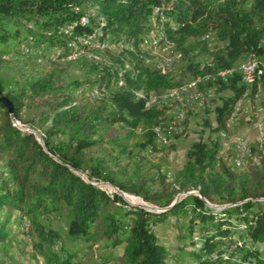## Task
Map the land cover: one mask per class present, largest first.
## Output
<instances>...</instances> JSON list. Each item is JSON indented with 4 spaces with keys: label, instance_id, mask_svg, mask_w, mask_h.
<instances>
[{
    "label": "trees",
    "instance_id": "16d2710c",
    "mask_svg": "<svg viewBox=\"0 0 264 264\" xmlns=\"http://www.w3.org/2000/svg\"><path fill=\"white\" fill-rule=\"evenodd\" d=\"M86 1L0 0V95L13 103L10 114L0 101V248L12 239L8 224L18 214V224L28 219L20 230L31 248L28 264H83L84 259L98 264L94 255L99 264L183 263L158 241L155 226L161 223L186 231L178 238L196 246L188 253L197 264H264L257 247L264 243V151H258V165L236 168L219 156L218 136L199 137L176 171L151 166L154 160L145 151L169 146L157 139L164 136L159 125L169 106L146 107L136 95L142 90L148 98L183 83L173 70L149 66L144 49L150 53L149 48L174 44L186 60L187 48L198 47L189 41L207 49L200 38L213 32L223 46L212 51L209 62L187 66L203 85L232 92L216 107L212 131L219 133L248 89L242 73L234 71L239 61L249 55L261 67L264 63V0H93L104 27L95 15L91 26L81 24ZM99 30L103 59L82 55L94 49L80 45V35ZM151 34L158 38L154 45ZM121 39L122 50L109 48ZM30 45L37 52L20 51ZM73 53L76 57H70ZM115 66L127 69L119 72ZM66 68L79 71L80 78L69 75L64 86L53 85ZM230 69L231 75L219 76ZM260 86L264 89V72ZM251 87L254 94L257 84ZM38 101L36 117H25L24 109ZM13 116L39 128L43 144L32 131L17 127ZM117 127L124 132L113 134ZM98 181L158 209L130 207L119 194L91 183ZM189 191L195 193L172 203ZM57 219L64 228L52 225ZM234 235L240 244L222 248V239ZM118 247L121 253L114 255Z\"/></svg>",
    "mask_w": 264,
    "mask_h": 264
},
{
    "label": "rangeland",
    "instance_id": "374dc122",
    "mask_svg": "<svg viewBox=\"0 0 264 264\" xmlns=\"http://www.w3.org/2000/svg\"><path fill=\"white\" fill-rule=\"evenodd\" d=\"M165 8L172 9L170 3L164 4ZM87 7L90 11H93L95 17L102 18L101 15L98 14V5L93 0H87L86 4L83 5V8ZM100 16V17H99ZM173 24V20H172ZM204 40L207 49H201V44H199L198 40L194 41L191 39L188 43L194 45L198 43V47L196 48H187V53L184 55L180 49H176V45H168V46H157L152 47L149 50L144 49V52L148 54L146 57L147 62L156 64L159 68L160 66H165L166 63H171L173 73L178 77L180 76L183 79V83L181 86L177 87L176 90L173 89L172 92H175L171 95L172 92H161L158 94H154V96H149L146 99L155 101L153 104H157L158 106L167 105L169 106L168 109V116L165 121L160 124L159 126L163 127L164 132V140L160 141L162 144H168L169 146L163 147L161 150L157 151L156 153L145 151L144 154L148 156L150 159H153L154 162H151V166L153 163L159 165L161 170L167 169L170 173L176 171L181 167L183 164L186 153L190 147V144L195 141L197 138L202 137L204 140H208L209 138H215L218 136L219 139V156L227 161L228 164H233L236 168H248L250 165L259 164L260 163V154L258 153L259 149L264 151V89L261 87L260 90H255L254 94L252 93V87H249L243 94V96L237 101L235 104L234 110L225 124V127L219 132L216 133L212 131V128L216 126L215 116H216V107L222 104V100L232 95L231 90H223L217 91L215 86L207 87L203 85L205 80H199L195 83L196 78L192 76L191 71L188 70L187 64L190 67H194L196 65H203L206 62L211 60L212 51L214 52L215 49L218 47L223 46V42L219 41L216 34L213 32L208 33L205 36L200 38ZM150 41H158L156 34L150 35ZM119 43L117 45H110L109 48L118 52L122 50L123 44H125L124 40H118ZM92 47L94 50H83L82 55H86L89 58L94 59H103V54L99 52H103L105 48L103 46H99L96 42H94ZM264 44V41H263ZM142 45V43H141ZM204 45V44H202ZM146 47V46H145ZM149 47V46H148ZM33 47L24 46L21 47V52H30L32 53ZM126 49V48H125ZM99 50V51H98ZM98 51V52H97ZM37 51H34L35 53ZM143 55V54H142ZM141 55V56H142ZM249 55H244L238 63V68L234 69V71L238 70L242 73V65L247 60ZM73 57V55H70ZM258 59V58H257ZM260 60V59H259ZM261 60H264L261 59ZM146 61L142 62L143 65L147 64ZM160 62V63H159ZM166 62V63H165ZM185 62V63H183ZM133 63H137L135 60ZM159 63V64H158ZM129 63H127L128 65ZM174 64V65H173ZM138 65H142L141 62ZM175 66V69H173ZM127 69L126 66H121L115 68L119 69L121 72L122 69ZM49 66L47 65V69ZM125 71V70H124ZM123 71V72H124ZM233 71V72H234ZM232 72V73H233ZM264 72V71H263ZM231 73V74H232ZM81 73L71 68H66L64 72L60 75H57L54 79L55 86H64L69 81V75L75 76L80 78ZM230 74V75H231ZM263 74V73H262ZM207 79V78H205ZM245 80V81H244ZM242 82L248 86V82L244 78L242 73ZM202 84V86H201ZM84 87H87L84 84ZM178 89V90H177ZM171 91V90H170ZM94 93L95 90L93 91ZM140 92H143L140 90ZM92 94V93H91ZM144 94V92H143ZM145 95V94H144ZM171 95V96H170ZM162 96V97H161ZM164 96V97H163ZM169 96V97H168ZM174 97V98H173ZM82 98V97H79ZM158 98V99H157ZM165 99V100H164ZM41 102L38 101L35 103L31 109H24L23 115L25 117L32 115V117H36L38 114L39 109H36L40 105ZM152 104V105H153ZM187 119V125L184 126V122ZM206 120L211 121L210 127L206 124ZM29 121H26L25 124H21L24 129L32 130V132L36 133L38 137H41V132L39 128L30 127ZM168 126V128H164ZM120 131L123 133L124 130L121 127H117L113 129L112 133L116 134V132ZM179 134L178 136H176ZM163 136V135H162ZM253 148L254 150L252 151ZM151 150V149H149ZM97 153L95 149H93L92 154ZM93 154V155H94ZM147 157V158H148ZM156 167L152 168V171H155ZM98 183L102 189L107 191L110 194H117L114 191H110L105 186V182L98 181ZM127 195V194H126ZM129 195V194H128ZM132 196V194H130ZM186 194H181L178 197L182 198ZM134 197L140 198L138 196L133 195ZM141 199V198H140ZM263 199V198H262ZM142 200V199H141ZM127 201V200H126ZM264 201V200H263ZM145 202V201H144ZM130 207H137L138 205H134L135 203L131 204L127 201ZM147 203V202H145ZM149 204V203H147ZM152 207L145 206L144 208L149 210H156L158 209L154 205L149 204ZM214 207H220L218 204H210ZM18 214H14L12 216L11 222L8 224L9 227L13 229L9 242H7V246L5 248H0V264H28L30 256V245L27 243V237L22 235L20 230L28 227V219L22 218V223L18 224ZM235 222V221H234ZM52 225L54 227H65V223L61 219L52 220ZM198 228V226H197ZM196 228V230H197ZM155 232L157 235V239L159 242L164 244L172 253H177L178 258L181 264H197V262L189 255V251L194 248V246L189 245V241L182 242L178 238V234L184 235L186 231L184 229L177 230L176 228L170 226L169 224L161 223L155 226ZM226 241L222 248H233L236 245L240 244V239H238L237 235L232 236V238L222 239ZM185 243V244H184ZM182 245H187L185 248L181 247ZM1 246V245H0ZM257 247L261 250L264 255V243L257 244ZM196 248V246H195ZM194 248V249H195ZM95 253V252H93ZM121 253V248L118 247L114 250V255H118ZM97 254V251H96ZM176 254V255H177ZM93 258L98 262V258L94 255ZM83 264H92L88 263L87 259H84ZM110 264H118L117 262L113 261Z\"/></svg>",
    "mask_w": 264,
    "mask_h": 264
},
{
    "label": "bare ground",
    "instance_id": "6f19581e",
    "mask_svg": "<svg viewBox=\"0 0 264 264\" xmlns=\"http://www.w3.org/2000/svg\"><path fill=\"white\" fill-rule=\"evenodd\" d=\"M83 7V6H82ZM84 12V11H83ZM88 12H89V14H90V16H94L95 14L93 13V11H90L88 8L86 9L85 8V12L83 13V15L81 16V19H80V21L82 22V18H87L88 17ZM157 13V12H156ZM100 17V16H99ZM98 21H100L101 22V26H103L104 27V25H105V23H106V21H105V19L103 18V16H102V18L100 19V18H98ZM93 23H95V20H94V22ZM93 23H91V24H93ZM82 25H83V23H81ZM91 24H90V26H91ZM94 32V31H93ZM85 33V32H84ZM102 34V31L101 30H99V31H97V33L95 34V32H94V35H93V33L91 32V33H89V34H86V35H82V37L81 38H79V44L80 45H86V44H88V42L87 41H84V40H88V38H92V43H93V41L94 42H96L97 44H98V35H101ZM158 42V41H157ZM156 41H154V42H152L151 44L152 45H154V44H156L157 43ZM93 45H94V43H93ZM75 46H76V43H75ZM131 49V48H130ZM77 53V52H76ZM34 54V53H33ZM73 55V57H76V54L75 53H73L72 54ZM263 62V61H262ZM160 63V62H159ZM158 63V64H159ZM166 63V62H165ZM247 64H249L250 65V67H246V65ZM261 64V63H260ZM260 64H259V62L256 60V58L255 57H248L247 58V60L244 62V64L242 65V73H243V75H244V78L246 79V82H248V83H255V79L257 78V77H259V76H261L262 75V73H263V71H264V63H263V65H262V67L260 66ZM172 68V64L171 63H166V65L165 66H160V69L163 71V73H168V72H171L170 71V69ZM174 69V68H173ZM233 72V70H225V71H221V72H219V76H221L222 78H225L227 75H229V74H231ZM121 75V74H120ZM212 77V76H211ZM206 78H208V76H206ZM204 80L203 78H201V77H197L196 78V81H195V83L197 82V81H199V80ZM245 81V80H244ZM176 90V89H175ZM178 90V89H177ZM169 92H172V90L171 91H169ZM167 93V92H166ZM175 92H172L171 93V95H173ZM145 94V93H144ZM143 94V92H137V97H139V98H141V99H143V100H146V103H145V106L146 107H149V106H151L152 104H153V102L155 101V98L153 99V100H150V99H146V94L144 95ZM162 95V94H161ZM170 95V96H171ZM152 96H154V95H152ZM151 96V97H152ZM162 97V96H161ZM164 97V96H163ZM169 97V96H168ZM150 98V97H149ZM174 98V97H173ZM158 99V98H157ZM165 100V99H164ZM155 104V103H154ZM168 128V127H167ZM158 130V129H157ZM160 136H162V135H160ZM164 138H165V136H164ZM164 140V139H163ZM102 186H105L107 189H109L110 191H116V192H118V190L117 189H115L113 186H111L110 184H108V183H104V184H101ZM121 193V192H120ZM127 193H124V194H122V196L126 199V200H128L129 201V203H131V204H133V203H135L134 205H138V206H149V207H152V206H150L149 204H147V203H145V202H143L142 200H139V199H137L136 197H134L133 195L131 196L130 194L128 195H126ZM235 248V247H234Z\"/></svg>",
    "mask_w": 264,
    "mask_h": 264
},
{
    "label": "water",
    "instance_id": "95a60500",
    "mask_svg": "<svg viewBox=\"0 0 264 264\" xmlns=\"http://www.w3.org/2000/svg\"><path fill=\"white\" fill-rule=\"evenodd\" d=\"M0 101L7 107V109H8V112L10 113V114H12V112H13V103H12V101L8 98V97H6V96H2V95H0ZM12 119H13V122H14V124L17 126V127H19V128H21V129H24L22 126H21V124H20V122L13 116L12 117ZM27 130V129H26ZM29 130V129H28ZM29 131H32V130H29ZM34 134L36 135V138H37V140H38V142L40 143V144H43V142H42V139H41V137H38L37 136V134L34 132ZM78 175H80L83 179H86L87 180V178H86V176L83 174V173H81V172H76ZM90 182V181H89ZM92 184H94V185H98V186H100L98 183H95V182H91ZM105 183H108V184H110L109 182H105ZM111 186H113L115 189H117L118 190V192H116L117 194H119L120 196H122V194H124L125 192H123V191H121L118 187H116V186H114V185H112V184H110ZM121 192V193H120ZM189 193H195L194 191H189V192H186L185 194H189ZM183 194V193H182ZM181 195V194H180ZM123 197V196H122ZM124 198V197H123ZM125 199V198H124ZM178 199H179V197L177 196L176 197V199L172 202V203H176L177 201H178ZM262 199V198H261ZM126 200V199H125ZM263 200H264V198H263ZM128 201V200H127ZM129 202V201H128ZM141 207H145V206H141ZM156 207V206H155Z\"/></svg>",
    "mask_w": 264,
    "mask_h": 264
},
{
    "label": "built area",
    "instance_id": "2783aa9c",
    "mask_svg": "<svg viewBox=\"0 0 264 264\" xmlns=\"http://www.w3.org/2000/svg\"><path fill=\"white\" fill-rule=\"evenodd\" d=\"M168 17H171V15L169 14ZM94 19H95V17L94 16H90V14L88 12V17L87 18H82V22L81 23H83V26H90V24L94 22ZM93 35H94V32H93ZM80 38H81V35H80ZM84 41H87L90 46H93L92 38H88V40H84ZM31 54H33V52ZM246 67L248 68V67H250V65L247 64ZM260 79H261V76L257 77L255 79V83H248V86L247 87L249 88V87H251V85L257 84V87H258L257 90H260V88H261V86H260ZM167 127L168 126H166L164 128H167ZM157 139L159 141H162L164 139V136H157Z\"/></svg>",
    "mask_w": 264,
    "mask_h": 264
}]
</instances>
